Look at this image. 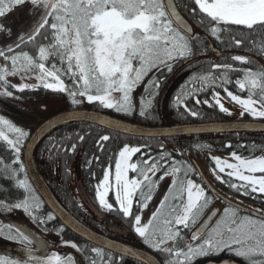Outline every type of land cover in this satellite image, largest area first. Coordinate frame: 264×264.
<instances>
[{
  "label": "snow or ice",
  "instance_id": "obj_1",
  "mask_svg": "<svg viewBox=\"0 0 264 264\" xmlns=\"http://www.w3.org/2000/svg\"><path fill=\"white\" fill-rule=\"evenodd\" d=\"M193 2L197 6L193 12L198 9L209 19L210 32L217 39L218 34L226 30L221 29L220 25L242 26L249 30L264 28V0ZM26 3L31 4L33 9L42 10L35 25L26 33L27 40H35L41 30L47 27L52 34L51 42L38 47V57L23 51L8 55L13 52L11 46L6 50L0 49V57L10 61L11 65L10 69L0 67V88L4 89L0 95H12V92L7 91L9 76L20 73L31 78L34 75L45 89L56 93L66 92L73 105L82 103L77 99V96H80L85 97L88 103L98 102L103 108L131 115L136 111L132 93L147 77V88L152 91L148 93L146 100H142L139 115L153 118V100L158 95L161 83L154 78L155 72L167 70L170 73L173 70V62L194 55L189 36L191 29L170 0H0V18ZM0 32L10 35L11 30L0 24ZM18 39L24 41L25 35L19 36ZM235 43L240 45L242 41L237 40ZM19 46L17 43L16 47ZM50 58L59 61L60 66L53 62L51 67H47L45 62ZM232 59L242 64L249 62L247 57L239 55L233 56ZM213 69H223L225 72L221 86L230 82L227 72L239 70L227 64H214ZM241 71L244 72L243 79L237 80L236 83L240 90L247 89V98L234 94L227 87H224L223 91L231 102L243 109V112L264 118V70ZM149 73L153 75L149 76ZM63 76L72 80V87L65 83ZM193 79L199 80L201 87L177 94L175 106L178 109L184 107L191 115L197 116L198 113L188 108L185 103L192 97L196 104L218 106L221 112L231 114L222 102L219 92L212 95L214 104L208 99L201 101L193 95L206 87L217 86L218 78H213L209 73ZM37 86L12 85L18 87L19 91ZM116 93L120 95H114ZM7 133H13L14 138H9ZM28 135V132L0 116V140L6 142L15 153L12 163L18 165L17 169L5 165L2 171L9 179L15 180L16 187L23 189L25 193L22 199L14 203L0 200V209H22L34 221L43 224L45 221L35 215L36 209L41 205L40 198L29 182L25 164L20 158L23 142ZM79 139L83 141L84 137L80 136ZM109 139L108 135H103L99 141L106 142ZM75 147L72 145L73 152ZM137 153H142L140 146L124 145L114 163V182L110 179L113 177L110 165L105 169L101 182L96 185V198L105 210L119 211L124 217L131 218L135 233L145 245L168 254L165 264H193L196 258L219 254L224 250L243 259L246 264H264V209H256L252 214H241L239 207L226 208L223 216L212 226L207 222L201 223L199 228L192 232L190 240L185 242V246L177 247L178 241L185 239L182 235L183 229L190 230L197 224L211 203V198L203 186L188 178V174L193 171L190 165L175 160L165 163V155L159 158H138L133 162L132 158ZM230 155L235 162L218 156L212 157L215 162V168L212 170L215 178L222 183L227 182L230 188L242 195H264V155L242 157L236 152ZM182 169L183 176L179 175ZM129 172L136 173V176L129 178ZM157 172H162L161 179L166 175L176 177L172 182L173 191L164 197L151 219L142 223V216L134 215L133 208L135 205L139 211L148 207V203L153 199V192L158 187L153 180ZM19 173L24 174L23 179L17 178ZM222 173L241 183L224 181L220 175ZM0 190H3L2 186ZM110 191L118 207L108 201ZM170 198L174 202H170ZM53 219V214L47 215V220ZM7 228V234L0 228V235H6L7 239L19 243L26 253V259L0 254V264H76L72 256L50 253L43 239L26 233L22 228L14 225H8ZM197 241L198 243H194ZM66 243L80 251L75 242ZM125 251L128 255L134 252L131 248ZM91 252L95 253L99 260L93 258L90 264H105L106 257L102 247H94ZM123 259L124 256L121 255L120 261ZM107 264H113V258L110 256L107 257Z\"/></svg>",
  "mask_w": 264,
  "mask_h": 264
},
{
  "label": "trees",
  "instance_id": "obj_2",
  "mask_svg": "<svg viewBox=\"0 0 264 264\" xmlns=\"http://www.w3.org/2000/svg\"><path fill=\"white\" fill-rule=\"evenodd\" d=\"M175 1L180 12H182L186 20L190 22L191 32L189 33V36L191 37L190 43L193 47L194 55L188 59H178L173 62V70L170 73L167 72V70L155 72L154 78L161 83L158 95H156L153 100V108L151 109L153 118H145L139 115L142 100H146L148 98V93L152 91L151 88H147V77H145V82H142L136 87V89L140 88L138 89L139 96L136 94L133 95L132 93L136 111L131 115L117 113L114 109L103 108L98 102L88 103L85 97L80 96H77V99L81 100L82 103L73 105L71 97L66 92H52L51 90L45 89L40 83L37 84L38 86L35 88H25L23 91H19L18 87H12L13 84L9 82L7 91L12 92V95L4 96V98H8V104L10 105V103H12L23 121L27 120L25 123L9 120L17 127L29 133L21 148L20 158L23 163L25 145L35 128L49 117L72 109L89 108L100 110L130 122L152 126L201 123L209 121H230L240 118L243 120H264V118L253 117L248 112H244L242 116H233L232 112H230L231 114L228 112H221L218 106L209 107L203 103L196 104L192 97H189L185 103H187L188 108L198 113L197 116L191 115L190 112L184 109V107H179L178 109L175 106V97L177 94L182 91L188 92L189 90L201 87V82L197 79H193L194 77L211 73L213 78H218L217 86L206 87L203 91L193 93V95L199 97L201 101L208 99L214 104V101H212L213 93L219 92L221 97L224 98V87H227L229 91L236 95H240L242 98H247V89L243 91L240 90L236 83L237 80L243 79L244 72L241 70H264V51H262V48H264V28L257 27L255 30H249L242 26L220 25L221 29L226 30H222L218 34L219 39H217V37L213 36L210 32L209 19L204 16V14L200 13L198 9L193 12V9L197 8L193 0ZM0 24L3 25L1 18ZM48 30L49 28L47 27L42 29L40 34L33 41H29L25 38L24 41L19 43L20 46L18 48L13 47V52L8 53V55L18 54L23 51L28 52L33 57H38V47L40 45H47L51 42L52 34L50 30ZM0 33L4 46V43L9 42L10 39L6 37L7 35H5L4 32ZM237 40L242 41V43L237 45L235 43ZM236 55L247 57L249 62L242 64L239 61H234L232 57ZM53 62H56L58 67L60 66L59 61L54 60V58H50V60L45 63L47 67H51ZM214 64L232 65L233 68L239 70L227 72L230 82L221 86L225 72L223 69H213ZM0 67H9L10 69V61H5L0 57ZM152 75L153 73H149V76ZM62 78L69 87H72L71 79L67 76H63ZM46 100L49 102L48 104L45 102ZM33 107L38 109H34ZM30 108L35 111L34 115L32 111H30ZM3 114L4 113H0V116L3 117ZM31 116L33 117L32 119ZM30 121L37 123L36 125H30ZM5 131L7 132L6 129ZM7 134L9 135V138H14L13 133ZM103 135H108L110 139L106 142L99 141V138ZM80 136L84 137L83 141L79 139ZM126 144L130 146H140L142 148V153H137L134 156L136 161L138 158L150 159L159 158L161 155H165V163H169L170 160H175L177 162L183 161L185 165L191 166L193 171L188 174V178L203 186L208 197L211 198V203L208 208L205 209L204 214L199 221L203 219L207 211L211 210L212 207L217 206H219L220 212L215 221L222 217L224 210L229 207H239L241 214H252L256 209H264V195L259 193L242 195L235 189L230 188L227 182L222 183L220 180H217L215 175H208L207 178L202 175V172L204 173V166H208V164L214 166L212 158L209 156L211 153L230 155L232 152H236L242 157H258L264 155L263 133L235 132L190 135L165 139L145 138L121 134L92 123L79 122L63 126L50 133L38 147L36 160L41 173L61 202L84 223L103 234L110 235L108 232V223L110 221L111 212H105L106 215L102 220L99 222L95 221L92 211L72 190V167L76 157L80 156V169L85 192L89 197V201H91V203L98 209H101L102 207L99 205L96 198V185L101 182L105 169L110 165L112 168L114 167L119 151ZM72 145L76 146L74 152L71 150ZM228 145H231V147H228ZM65 149H68V151H65ZM143 153H147V155H143ZM97 158L99 159L97 160ZM14 159L15 153L10 149L6 142L0 140V161H3V163H0V186L3 188V190H0V200H5L8 203L17 202L25 195L23 189L16 187L15 180L9 179L2 171L5 165H8L12 169H17L18 165L12 163ZM161 175L162 172H157L153 177V180L158 184V187L160 185ZM179 175L183 176V169ZM221 176L224 181L241 183L228 177L226 173L221 174ZM17 178L23 179L24 174L19 173ZM174 179H176V177H174ZM29 182L31 183L30 179ZM36 195L39 197L37 192ZM40 201L41 205L36 209L35 215L45 222L39 224L43 226L45 230H54L56 233L64 236L65 239H70L71 242H75L79 245L81 250L87 252L89 260L93 258L99 260V258L91 252V249L97 246L80 238L77 234L67 229L58 219L47 220V215L52 213L43 203L41 198ZM170 202L174 201H171L170 198ZM114 207L117 206L114 205ZM134 208V215L138 214L135 205ZM0 212H13L15 215V213H21L24 211L22 209H13L11 211L0 209ZM8 215L11 216L12 214L10 213ZM116 215L117 214L114 213L111 216ZM10 220L13 219L11 218ZM3 225L6 227L8 226V224ZM127 225L129 226L130 232L123 241L151 251L162 261L163 264H165V261L168 259V254L155 251L145 245L142 239L135 233L133 229V220L131 218H129ZM196 225L194 227H196ZM193 228L190 230L183 229L182 235L185 239L179 240L176 245L177 247L183 248L185 246V242L190 240V233ZM60 229H63V231L61 232ZM0 240L2 242H8V244L14 242L7 239L5 235L0 236ZM194 243H198V241ZM104 252L105 257L108 255L117 257V255L108 250L104 249ZM126 259H123L125 264L129 261V259ZM133 262H135V264H143L138 261ZM227 262L246 264L243 259L236 257L228 250H224L219 254H210L196 258L193 264H228Z\"/></svg>",
  "mask_w": 264,
  "mask_h": 264
},
{
  "label": "water",
  "instance_id": "obj_3",
  "mask_svg": "<svg viewBox=\"0 0 264 264\" xmlns=\"http://www.w3.org/2000/svg\"><path fill=\"white\" fill-rule=\"evenodd\" d=\"M170 2L176 6L174 0H170ZM79 122L92 123L121 134L145 138L165 139L180 136L235 132L264 134V120H231L152 126L130 122L108 113L89 108H79L60 112L49 117L35 128L27 140L23 158L29 179L45 204L69 230L82 239L143 264H162V262L152 252L111 238L79 220L58 199L39 169L36 161V152L41 142L53 131L63 126ZM217 214L218 210H213L211 215L209 214L203 223L207 222L210 225ZM128 248L134 250L132 255L126 253L125 250Z\"/></svg>",
  "mask_w": 264,
  "mask_h": 264
},
{
  "label": "rangeland",
  "instance_id": "obj_4",
  "mask_svg": "<svg viewBox=\"0 0 264 264\" xmlns=\"http://www.w3.org/2000/svg\"><path fill=\"white\" fill-rule=\"evenodd\" d=\"M42 10H36L33 9V6L29 3H26L23 6L18 7L17 9H15L12 13L10 14H6L5 17L1 18V21L3 23V26L7 29L11 30L10 35H7L6 37H8L10 39L9 42L4 43L3 46V40L1 38V33H0V49H7L9 46L16 47L17 43H20L21 41H19V36L21 35H25V38H27L26 33L30 31L31 27H33L36 23V21L39 19V16L41 14ZM49 31V30H48ZM47 31V32H48ZM6 35V34H5ZM3 46V47H2ZM8 80L10 83H12L13 85H23V84H39L40 82L38 80L35 79V76H32L31 78H29L28 76L22 75L20 73H18L15 76H9ZM51 82V81H50ZM140 89V88H138ZM138 89H135L133 91V95H137L139 96V92ZM4 89L0 88V92H3ZM140 91V90H139ZM114 95L119 96L120 94L116 93ZM5 95H0V113H4L3 117L7 120H13V121H19L21 123H25L27 120L23 121L22 117L18 115V112L15 110L14 106L12 105V103H10V105L8 104V98H4ZM6 97V96H5ZM222 98V102L224 103L225 107L227 109H229L230 112L233 113V116H242L241 112H243V109H241V107L237 104H235V102H231L230 98H228L225 94V97H221ZM47 104L49 103L47 100L45 101ZM55 103V102H54ZM52 104V103H51ZM258 106V105H257ZM34 108V107H33ZM34 109H38V108H34ZM30 111H32L33 115L35 113V111H33V109L30 108ZM235 114V115H234ZM244 114V112H243ZM252 116V115H251ZM33 117L31 116V119ZM30 125H36L37 122H29ZM212 157H221L223 159L229 160L230 162H235L231 159V155H225V156H219V155H215L214 153L211 155ZM135 162V161H133ZM208 166H211V164H208ZM207 165L203 168V170L207 169V176H212L213 174H211V171L214 169H211V167L208 169ZM215 166V164H214ZM58 173V172H57ZM131 172H129V178H133L134 176L130 175ZM257 175H260L259 173H257ZM59 176V175H58ZM72 190L75 193L76 196L82 198L83 200L86 202V204H88L89 209L92 211V213L98 215L100 217V212L92 206V204L89 201V197L85 194V192H80V188L79 184L82 181V173H81V169H80V156H77L75 159V162L73 164L72 167ZM114 176V173H113ZM112 179V178H110ZM114 182V181H113ZM172 182L173 179L171 177H165L163 178L161 185H160V189L158 190L157 194L155 196H153V199L151 200L152 203H161L164 200L165 195H169V193L171 192L172 189ZM108 199V197H107ZM83 201V203H84ZM154 206L152 208H150V205L148 206V208H146V212L148 213L147 215V219L146 222L148 221V218L152 215L154 212H156L157 209H154ZM154 211V212H153ZM96 212V213H95ZM153 212V213H152ZM12 214L11 216L8 214ZM8 215V216H7ZM13 212H9V213H2L0 212V228H3L5 234H7L8 232V228L6 226H4L3 224H8V225H14V226H21V228H23L26 232L32 233V234H38L39 231L37 229V227L32 226L33 224H29L30 221L28 219V217L26 216L25 213L21 212V213H15V215L13 216ZM13 220H10V219ZM36 222V221H35ZM52 234V233H49ZM2 236V235H0ZM6 236V235H5ZM50 238L53 240L51 241H46L44 238L43 240L47 243H55V248H53V250H59L61 251V243H60V238L59 237H52L51 235H49ZM20 247L17 246V248L14 247H10L7 244H4V242H2L0 240V254H4V255H9L11 257L17 258V259H26V255L23 254V250L19 249ZM48 251L51 253L52 249L48 248Z\"/></svg>",
  "mask_w": 264,
  "mask_h": 264
},
{
  "label": "flooded vegetation",
  "instance_id": "obj_5",
  "mask_svg": "<svg viewBox=\"0 0 264 264\" xmlns=\"http://www.w3.org/2000/svg\"><path fill=\"white\" fill-rule=\"evenodd\" d=\"M213 153H211V154H209V156H210V158H212V155ZM215 154V153H214ZM215 155H219V154H215ZM135 156V155H134ZM134 156H133V158H132V160L133 161H136L135 159H134ZM219 156H224V155H219ZM212 161H213V164H215V162H214V160L212 159ZM205 167V166H204ZM211 167V169H213V168H215V166H213V165H211V166H208L207 168L209 169ZM204 171V173L202 172V175H203V177H205V178H207V169L206 170H203ZM228 170H226V172H227ZM211 174H213L214 175V173H213V171H211ZM223 174V173H222ZM130 175L131 176H134L135 175V173H130ZM221 175V174H220ZM165 177H171L172 179H174V177L173 176H171V175H166V176H164L163 178H165ZM112 178V180L114 181V176L113 177H111ZM162 180L163 179H161L160 180V185H161V182H162ZM208 180V179H207ZM160 185H159V187H160ZM157 188L156 190H155V192H154V194H153V196H155L156 194H157V192H158V190L160 189V188ZM85 190V189H84ZM85 194L87 195V193L85 192ZM167 194H168V192H167ZM166 196V195H165ZM108 201L110 202V203H113L114 205H116L115 204V200H114V196H113V194H112V192L110 191V193H109V196H108ZM150 205V208H152L153 206H154V208H153V210L154 209H158L159 208V205H160V203H152L151 201L148 203V206ZM117 206V205H116ZM118 207V206H117ZM148 208V207H147ZM213 208H218L219 209V206H217V207H212L211 208V210L213 209ZM133 209H135V208H133ZM136 210H137V208H136ZM211 210H209V211H207V213L205 214V216H207L208 214H209V212L211 211ZM99 212H100V217L98 216V215H96V214H94V218H95V221L96 222H99L100 220H102V218L106 215V213L105 212H109V211H107V210H105L104 208H101V209H99L98 210ZM155 211V210H154ZM153 211V212H154ZM152 212V213H153ZM219 212H220V209H219ZM96 213V212H95ZM117 214L116 216H111L112 214ZM111 215H110V221H109V223H108V232H109V234L110 235H107V236H109V237H111V238H114V239H117V240H119V241H123V239L124 238H126L127 236H128V233L130 232V229H129V226L127 225V223H128V221H129V218H126V217H124L123 216V214L122 213H120L119 211H111V213H110ZM138 214H140L141 216H142V223H146V219H147V215H148V213L146 212V209H142V210H139L138 211ZM218 215H219V213H218ZM217 215V216H218ZM217 218V217H216ZM215 218V219H216ZM151 219V216L148 218V220H150ZM30 221V220H29ZM29 224H33L34 225V223L32 222V221H30V223ZM199 224H200V221L197 223V225H196V227H194L193 228V230L191 231V233L190 234H192V232H194L197 228H199ZM18 227H20L21 228V226H18ZM37 227V226H36ZM38 228V231H39V233L38 234H32L34 237H38V238H40V239H45L47 242L48 241H53L51 238H50V236L49 235H51L52 237H59L61 240H60V243H61V251H59V250H53V248H55L54 246H55V243H47V246H48V248H51L52 249V252H57V253H59L60 255H62V256H72L75 260H76V264H90V261L91 260H89V258L87 257V252L86 251H83V250H81L80 249V251H77L76 249H73V248H71L70 247V245L69 244H67L66 242H69L70 241V239H65L64 238V236H61L60 234H58V233H56V232H54V233H52V234H49L50 233V231H45L44 230V227L43 226H39V227H37ZM23 229V228H22ZM24 230V229H23ZM25 231V230H24ZM26 232V231H25ZM26 233H29V232H26ZM73 242V241H72ZM131 244V243H130ZM8 246H10V247H14V245H18V246H20L22 249L21 250H23L24 251V249H23V247L20 245V244H17L16 242L15 243H13V244H7ZM79 246V245H78ZM23 254H25L26 255V253L25 252H23ZM37 255H39L40 253H36ZM93 254H95V253H93ZM107 256V255H106ZM107 257H109V255L107 256ZM107 257H106V259H105V264H107ZM111 258H113V264H117V262H119V264H125L124 263V261L122 260V261H120V256H117V257H112V256H110ZM124 259H126V258H124ZM127 260V259H126ZM126 264H135V262H133L132 260H130L129 259V261L128 262H126Z\"/></svg>",
  "mask_w": 264,
  "mask_h": 264
}]
</instances>
